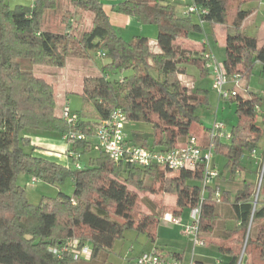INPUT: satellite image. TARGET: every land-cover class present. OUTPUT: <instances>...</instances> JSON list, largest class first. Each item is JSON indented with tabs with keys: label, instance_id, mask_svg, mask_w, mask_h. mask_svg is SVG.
I'll use <instances>...</instances> for the list:
<instances>
[{
	"label": "trees",
	"instance_id": "trees-1",
	"mask_svg": "<svg viewBox=\"0 0 264 264\" xmlns=\"http://www.w3.org/2000/svg\"><path fill=\"white\" fill-rule=\"evenodd\" d=\"M58 1L33 0L30 6L12 7L9 0H0V264H79L70 249L60 255L53 253L55 248H68L73 239L91 246L88 264H100L101 257L126 230L154 242L166 207L155 198H139L128 187L156 195L172 194L179 212L200 206L197 238L201 246L212 243L208 238L221 239V264H264V206L259 205L264 197V171L256 199L258 180L243 181L233 202H227L221 195L215 200L210 186L202 195L201 164L166 178L165 173L171 171L165 168L116 163L103 151H94L88 139H66L68 151L80 156L81 168L73 171L34 156L35 148L27 150L30 141L24 138L28 130L65 136L73 129L56 115L53 86L37 77L34 67L62 68L67 58L90 60L99 53L106 64L100 67V76L84 78L80 96L93 107L97 119L79 117L74 129L92 137L101 120L120 110L127 122L145 123L153 129L151 135L137 134L131 143L162 152L184 145L192 123H199L196 109L208 102V90L188 88L180 76L186 75L189 65L196 67L200 78L210 72L205 68L204 46L190 50L176 43L190 38L198 41L216 25L225 26L222 66L229 80L247 77L256 63L264 75V42L259 46L257 38L243 28L249 11L242 10L241 4L251 0H238L230 24L228 15L234 0H189L205 11L198 16L178 11L187 4L171 0H123L115 4L116 13L157 29V52L146 37L127 41L120 36L101 0L70 1L80 11L93 14L90 31L75 36L70 24L64 32L45 30L44 12L55 10ZM118 75L121 77L115 78ZM227 101L235 105L237 123L227 143L215 141L214 153L227 158L226 168L233 178L243 159L258 149L261 130L257 116L264 98L248 91L242 95L238 89ZM261 118L264 122V112ZM70 159L75 163L74 157ZM20 174L52 186L69 179L73 192L43 196L38 204H31L16 184ZM154 184L160 188L155 190Z\"/></svg>",
	"mask_w": 264,
	"mask_h": 264
},
{
	"label": "crops",
	"instance_id": "crops-1",
	"mask_svg": "<svg viewBox=\"0 0 264 264\" xmlns=\"http://www.w3.org/2000/svg\"><path fill=\"white\" fill-rule=\"evenodd\" d=\"M66 1H71V0H66ZM101 1L104 4L103 9L105 13L107 14L110 20V23L112 24V26H114L115 29L116 28L118 30H126L128 28H136V29L138 28L139 29L142 26L137 22L136 19L121 15L114 11V5L123 0H101ZM259 1L260 0L246 1L241 4V7L244 4H251V3L259 2ZM32 3H33V0H9V4L12 7L15 5L30 6L32 5ZM232 3L234 4L232 6V9H234L236 13V10L239 6V1L234 0V2ZM178 9L180 12H185L184 6H180ZM92 20H93V17H92ZM230 23L231 21L228 20V24ZM91 27H92V21H91ZM246 27H248L249 29L256 27L255 16L252 13V11H249V16L243 22V28L245 32H246ZM150 36H153V35H150ZM156 36H157V33H156ZM146 38L149 40V37L146 36ZM206 38H207L208 44L210 43V40H209L210 38H213L216 43H219V41L222 40L223 46L225 47L226 27L221 26V25H216L213 29H211V31L208 32V35L206 36ZM201 41L202 39L195 41L193 38H190L187 40H180L176 44L181 45L190 50H200ZM149 44L153 51L155 52L158 51L156 39L155 41L149 40ZM205 51H210L212 55L214 56V52L211 47L208 46L207 48H205ZM95 58L96 60L95 59L84 60V59H76V58H67L62 68L42 67V66L34 67L35 75L39 78H42L44 81H46L47 83L53 86L55 103H56V109H55L56 115L60 114V110L63 104L69 105L68 104L69 94L76 95L79 99L81 98L80 96L83 90L84 78L100 76V67L106 64V62H103L104 60L103 57L99 56L98 53H96ZM197 74H198V71H197ZM249 75L245 78H242L241 80L239 93L242 95L244 94V91L255 93L249 87V83L246 80L249 77ZM260 76L261 78L262 77L264 78V75L261 74V72H260ZM116 77L120 78L121 76L118 75ZM184 78L185 76H180L181 82L183 81ZM185 86L188 88H202V87H194L195 85L192 83L186 84ZM229 87L233 88L231 84H229ZM211 89H212V83H211ZM216 99H217V108H216L215 115L217 116L220 110L223 111L224 109H226L225 108L226 106L221 105L223 104L224 100H219L218 97ZM224 103L231 104L229 101H224ZM233 106L234 105L232 104L229 106L230 111L232 110L234 114L232 125H226V131L229 133L231 131L232 126L236 125L237 123V117L235 115V110H234L235 107ZM263 112H264V105H261V107L258 110V115L262 116ZM96 119H97V115L95 116V120ZM214 120L217 121L216 119H213L212 121L210 120L208 121L207 124H205L204 127L203 126L201 127L199 124L198 126H194L197 123H192L190 127L189 136L194 137L202 148H204L205 145L207 144L208 131L211 125L215 122ZM219 122H223L224 124H226L222 120H220ZM127 123L128 124L127 125L125 124L124 126V132L129 142L131 139L137 138V134L147 136V135H151L153 132V129L150 125L140 124V122H130V121H128ZM24 138H27L30 141V146L27 148V150H30L31 147L35 148L32 151V154L34 156L47 159L51 162L60 164L64 167H68L70 158L68 157L67 151L69 149V146L64 141L63 137L60 136L59 134L28 130L24 132ZM88 140L91 142L92 145L96 143V139L94 136L89 137ZM220 141L223 143H227L229 140L227 141V140L221 139ZM263 153H264V150L258 146V149L254 152V154H251L250 156L243 159L241 169L237 171L234 177L232 178L229 176L230 172L226 168L227 158L222 153L216 152V155L220 156V158L222 159L223 168L225 172L222 173L219 171L217 163L216 164L214 163V165L212 166L213 168H216L219 171V177L214 179L209 185L211 186V189L214 190L213 198L217 200V198L215 197V193L218 192L219 195H221V200L225 198L227 202H233L235 195L242 187L243 181L256 182L257 178L259 177V172H260L259 164L262 161L261 159H263L264 157ZM163 203H164V206L166 207V213H164L163 217L160 219V222L164 220L163 225L165 226H162L164 228H160L159 226L160 222H159L158 224L159 232L156 233L155 231L154 242H151L147 238L148 241L151 243V247L149 248L150 252L156 251L168 258L179 260L182 264H189V263L195 264V262H201L202 264H206V262L204 261L206 258L202 254L198 255L199 259H194V258L192 259L191 257L190 260L185 262L184 251L183 250L181 251V248H179L178 245H176L179 235H183L181 231V226H179L178 224L167 222L165 220V216L166 217L172 216V217L178 218L182 215L183 211L179 212L178 208L176 207V197L175 196L166 195L163 199ZM259 205L264 206V197L260 200ZM226 225L230 226L231 223L227 222ZM160 229L166 230V233L168 234L167 235L164 234L165 231L161 232ZM208 240L209 241L211 240L212 242L210 245L198 246V247L214 248L215 252L217 253L216 263L221 264L220 259H219V249H218V244L221 242L220 241L221 239L208 238ZM159 242H169V243L161 244ZM174 254H179L181 255V257L178 259H176V257L173 258L172 256Z\"/></svg>",
	"mask_w": 264,
	"mask_h": 264
},
{
	"label": "rangeland",
	"instance_id": "rangeland-1",
	"mask_svg": "<svg viewBox=\"0 0 264 264\" xmlns=\"http://www.w3.org/2000/svg\"><path fill=\"white\" fill-rule=\"evenodd\" d=\"M234 2V1H233ZM234 4L231 3V8L228 15V20L231 21L235 10L232 9ZM242 10L245 11H252L255 16L256 27L248 28L246 27V33L248 35L255 36L258 40V45H262L264 42V0H260L259 2H254L251 4H244L241 7ZM179 11V9H178ZM89 12H82L79 9L73 7L70 1L66 0H59L58 6L55 10H47L44 12L42 26L45 30H49L52 32H64L66 30L67 24H70L72 27V34L75 36H80L84 32H88L91 29V21L93 14L90 15ZM92 16V17H91ZM118 34L122 36L125 40L130 41L133 37H149V40L156 39L157 29L151 25L141 26L139 29L137 28H128L126 30H118ZM153 35V36H150ZM205 35H201V39L204 38ZM210 43L208 44L209 47L213 49L214 57L218 63H222L224 59V46L223 41H219L216 43L213 38H210ZM94 54L92 59H95ZM104 59V58H103ZM106 62V59L103 60ZM261 66L260 64H255L254 68L252 69L249 77L246 79L249 83V87L252 89L253 92L264 98V78L260 76ZM128 74V73H125ZM89 75V74H88ZM117 78V77H115ZM202 82V83H201ZM194 84V87H202L208 90V102L202 105H199L196 109V116L198 117L199 123L195 124L194 126H198V124L202 127L208 123V121H212L216 119L217 121H224L225 125H232L233 120V111L229 109V106L233 103H224L223 106H226L223 111H219L218 115H215L216 108H217V96L213 88L211 89L212 77L200 78L197 74V69L194 66H187V73L185 78L182 81L183 85L186 84ZM242 91V90H241ZM68 106L70 107L71 111L76 112L79 114L81 119L83 120H95L96 113L90 105H87L83 102V100L78 98L76 95L69 94L68 95ZM84 103V104H83ZM235 107V105L233 106ZM222 108V106H221ZM235 110V108H234ZM227 113V114H226ZM215 121V120H214ZM132 122V121H130ZM128 123H126L127 125ZM145 124V123H140ZM257 125L261 130V139L258 143V146L264 150V122L261 119V116H257ZM128 127V126H127ZM86 158H82V161H85ZM68 167L75 171V165L71 159ZM217 163L219 171L224 173L223 163L220 156L214 153L213 158L211 160V166ZM260 173L262 170L264 171V158L262 164H260ZM177 172L165 173L166 178H173L176 176ZM260 176V175H259ZM258 180V178H257ZM16 184L22 187L25 191V195L29 203L31 204H38L43 196L46 197H54L58 192H63L67 195H71L73 192V184L72 181L67 179L60 185H47L43 182L37 181L34 182L32 178L25 174H20L16 178ZM155 190L160 188L159 184H154ZM211 187V186H210ZM129 190L134 191L139 198L148 197L150 199L154 198L157 200V203L160 206H164L163 199L166 195L174 196L172 194H150L144 192H138L132 187H128ZM258 186L256 190L255 197L258 195ZM142 210L143 207L141 208ZM190 211L188 209H184L183 213L180 217L175 218L178 220V225L182 227L188 225L190 223L189 219ZM164 220H162L159 224L160 228H164L163 225ZM159 226L156 229V233L159 232ZM166 229V228H165ZM161 232L166 230L160 229ZM161 235V234H160ZM162 237V236H161ZM169 243V242H159ZM181 251H184V259L185 262L194 258L199 259L198 255L202 254L206 258L204 261L206 264H217V253L215 252L214 248L209 247H198L193 245L192 238H187L185 235H179V238L176 242ZM89 245V244H88ZM89 247H91L89 245ZM151 247V243L148 241L147 237L144 234H139L134 230H126L123 233V237L115 241L113 247L101 257L102 261L100 264H137L136 258L141 255L142 253L150 252L149 248ZM243 249V248H242ZM89 261H80L79 264H88ZM98 263V262H97Z\"/></svg>",
	"mask_w": 264,
	"mask_h": 264
},
{
	"label": "built area",
	"instance_id": "built-area-1",
	"mask_svg": "<svg viewBox=\"0 0 264 264\" xmlns=\"http://www.w3.org/2000/svg\"><path fill=\"white\" fill-rule=\"evenodd\" d=\"M180 3H186V13L194 14L198 16L205 13L204 10L200 11L198 7L190 3L189 0H171ZM189 2V3H187ZM201 45L205 48L208 47L206 36L201 41ZM99 56L101 54L98 53ZM205 68L210 72L212 77V88L217 94L219 100L227 101L233 98L237 94V90L240 89V83L242 78L236 76L233 80H229L226 76L225 70L221 63H218L210 51H205ZM229 84L233 85V88L229 87ZM60 117L73 129L65 136H62L64 141L66 139L81 140L84 141L87 138L82 132L74 129L79 121V115L76 112L71 111L67 104H63L60 110ZM127 123L125 115L120 110L112 112L110 117L106 120H101L97 126L94 137L96 143L92 145L94 151H103L111 161L113 162H126L136 165L141 168H149L152 166H159L169 170L171 172H179L181 170H192L197 165H203L204 174L201 182L202 195L204 188L209 186L210 183L219 177V171L211 166V160L215 150L216 140H229L230 133L226 131V125L223 122L215 121L209 131L208 140L204 148H202L194 137H189L188 141L181 146L173 148L169 151L162 152L153 149L146 148L141 145H135L129 142L124 132V126ZM68 157H74L76 160L74 165L76 169H80L81 165L77 161L80 156L67 151ZM254 154V152L252 153ZM264 158V157H263ZM263 161V159H262ZM261 161V164H262ZM263 170L259 174L258 182H261ZM37 182L36 179H32ZM215 197L219 198V193H215ZM72 203L74 201L72 200ZM200 216V206H197L190 210L189 219L190 223L182 227V233L187 238H192L194 246H201V242L197 238L198 222ZM167 222L178 224V220L175 217H166ZM68 248L53 249V253L60 255L66 252L67 249L71 250L73 259L76 261H89L91 258V248L87 244H79L75 239L70 240L67 243ZM137 264H182L179 260L171 259L162 254L152 251L148 253H142L136 258ZM192 264V263H189Z\"/></svg>",
	"mask_w": 264,
	"mask_h": 264
},
{
	"label": "water",
	"instance_id": "water-1",
	"mask_svg": "<svg viewBox=\"0 0 264 264\" xmlns=\"http://www.w3.org/2000/svg\"><path fill=\"white\" fill-rule=\"evenodd\" d=\"M257 186H258V189H259L260 181L258 182ZM256 197H257V196H256ZM256 197H255V199H256ZM245 262H246V258L243 259V263H245Z\"/></svg>",
	"mask_w": 264,
	"mask_h": 264
}]
</instances>
